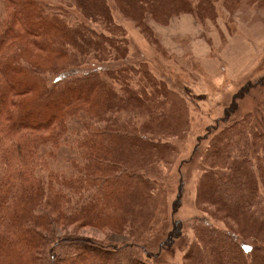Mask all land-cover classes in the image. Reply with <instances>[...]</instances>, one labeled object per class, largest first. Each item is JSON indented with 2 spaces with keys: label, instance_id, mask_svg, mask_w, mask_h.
<instances>
[{
  "label": "trees",
  "instance_id": "16d2710c",
  "mask_svg": "<svg viewBox=\"0 0 264 264\" xmlns=\"http://www.w3.org/2000/svg\"><path fill=\"white\" fill-rule=\"evenodd\" d=\"M1 2L0 264H178V252L180 264H264V92L255 112L237 113L264 77L197 142L203 216L187 238L175 218L182 183L170 201L166 181L197 96L126 63L113 15L158 47L154 23L190 16L206 28L220 6L264 11V0H72L85 19L74 23L43 0ZM91 59L114 65L89 70ZM63 147L75 156L67 170Z\"/></svg>",
  "mask_w": 264,
  "mask_h": 264
},
{
  "label": "rangeland",
  "instance_id": "374dc122",
  "mask_svg": "<svg viewBox=\"0 0 264 264\" xmlns=\"http://www.w3.org/2000/svg\"><path fill=\"white\" fill-rule=\"evenodd\" d=\"M43 2L53 11H61L73 23L85 21L72 0ZM221 8L218 21L210 22L206 28L190 16L174 19L169 27L152 24L159 49L133 23L122 18L118 10L113 11L116 23L123 27L129 42V60L126 63L139 65L144 62L154 75L168 82L172 88L179 90L187 86L197 96L196 102L190 103V130L179 143V159L166 181L172 188L170 201L177 199L179 181L182 183L180 207L175 218L185 222L184 235L187 238H191L193 218L203 216L195 203L197 180L202 168L199 160L189 161L197 142L210 126L217 125L218 120L225 117L234 96L243 87L256 85L264 77V11L248 2L235 14ZM3 11L0 0V22L4 17ZM113 65L112 62L98 63L91 59L86 68L97 67L103 69L102 73ZM263 92L262 89H252L250 96L238 100L237 113L255 112L256 102L262 103ZM71 127L76 129L77 122H72ZM72 139L70 137L66 141L70 143ZM72 157L75 156L71 149L63 147L60 167L70 169ZM83 233L99 239L105 237L95 231L84 230ZM181 260L182 253L178 252L175 261L180 264Z\"/></svg>",
  "mask_w": 264,
  "mask_h": 264
}]
</instances>
